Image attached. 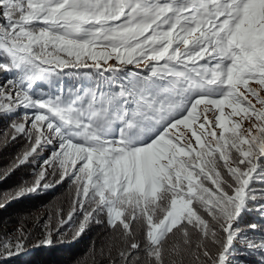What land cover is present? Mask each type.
<instances>
[{
    "label": "snow or ice",
    "instance_id": "snow-or-ice-1",
    "mask_svg": "<svg viewBox=\"0 0 264 264\" xmlns=\"http://www.w3.org/2000/svg\"><path fill=\"white\" fill-rule=\"evenodd\" d=\"M80 69L99 79L86 87ZM0 71L14 73L0 113L31 110L13 124L31 146L12 169L53 145L45 165L77 185V235L100 214L122 235L110 264H183L193 243L197 264L253 251L264 264V226L249 225L257 240L240 225L264 217V0H0Z\"/></svg>",
    "mask_w": 264,
    "mask_h": 264
},
{
    "label": "trees",
    "instance_id": "trees-1",
    "mask_svg": "<svg viewBox=\"0 0 264 264\" xmlns=\"http://www.w3.org/2000/svg\"><path fill=\"white\" fill-rule=\"evenodd\" d=\"M142 65L139 67L127 65L124 71L143 73L146 67ZM85 72H92V79L82 81L86 87L99 79L90 69L79 70L80 74ZM13 76V72L0 71V87L7 88L6 81ZM77 82V77L69 75L64 78L63 85L71 86ZM37 87L43 91H53L42 82H38ZM25 113L30 116L31 110L19 108L12 113H0V264H110V257L107 255L108 245L111 243L123 247L122 235L118 229L113 230L108 226L104 214L95 216L87 224L84 232L77 235L84 219V213L76 203L77 185L70 175L61 179L58 169L45 165V160L53 151V145H42L37 150V155L24 165L12 169L17 157L31 146L29 138L24 134H15L13 128V124L24 122ZM27 123L30 124L31 121ZM244 126H248L247 121L244 122ZM13 135H16L15 140L12 139ZM45 168L46 176L40 181V185L34 191L17 197L16 193L21 188L32 187L35 184L39 172ZM241 215V228L258 240L261 235L260 227L253 229L249 225L264 226V217L256 210H249ZM97 219L99 223L96 222ZM62 220L66 222L61 224ZM133 228L136 230L135 225ZM49 233L51 244L45 243ZM136 239L143 246V228L138 230ZM195 239L196 236L193 235V242ZM17 242L23 245L19 251L16 249ZM194 246L193 243L192 249ZM209 247L210 250H214ZM101 249L104 250V255L100 254ZM192 249L183 254V264H197ZM111 259H118L115 247ZM236 259L244 260L245 264H258L261 256L259 252L253 251L251 255L237 256Z\"/></svg>",
    "mask_w": 264,
    "mask_h": 264
},
{
    "label": "rangeland",
    "instance_id": "rangeland-1",
    "mask_svg": "<svg viewBox=\"0 0 264 264\" xmlns=\"http://www.w3.org/2000/svg\"><path fill=\"white\" fill-rule=\"evenodd\" d=\"M110 63H115V61H110ZM202 63H203V61H202ZM142 67H144V66L142 65ZM145 67H146V66H145ZM145 67H144V68H145ZM252 87H258V85H256V84L253 83V84H252ZM261 95H264V92H262ZM253 102L255 103V101H253ZM202 107H203V106H202ZM256 107L259 108L260 105H259V104H256ZM226 111H228V110L226 109ZM208 115H209V118H211V117H212V112H209ZM245 122H246V121H245Z\"/></svg>",
    "mask_w": 264,
    "mask_h": 264
}]
</instances>
